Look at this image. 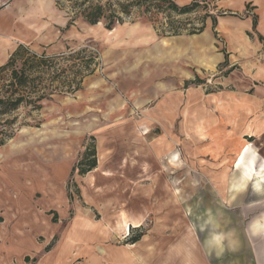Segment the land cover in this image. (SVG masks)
I'll list each match as a JSON object with an SVG mask.
<instances>
[{
    "label": "rangeland",
    "instance_id": "obj_1",
    "mask_svg": "<svg viewBox=\"0 0 264 264\" xmlns=\"http://www.w3.org/2000/svg\"><path fill=\"white\" fill-rule=\"evenodd\" d=\"M223 1L198 0L192 14L170 18L133 10L110 30L103 22L91 26L81 18L68 25L74 15L70 0L21 2L22 17L32 10L38 19L37 37L24 40L25 56L35 53L49 62L32 72L35 80L25 102L1 117L16 120L11 137L0 146L1 229L7 224L3 215H19V226L34 231L33 241L41 244L44 221L61 227L82 220L109 230L123 211L141 217V225L114 233L118 238L109 236L110 242L136 239L132 251L145 255L146 241L150 251L159 248L151 255L153 264L166 259V264H264V230L250 228L264 218V184L251 180L237 192L232 186L242 174L232 165L243 144L248 142L256 156L257 172L264 162V39L261 46L252 39L232 45L210 18L202 32L188 33L200 27L205 14L216 22L221 17L256 22L250 3L230 13ZM167 22L185 30L172 35ZM91 54L94 70L75 88L72 74ZM3 84L0 80V91ZM238 91L260 97L256 115L263 129L256 137H242L238 124L240 130L223 141V152L217 154L209 135L222 116L227 118L228 100L216 101L215 111L210 100L188 97ZM163 94L170 100H158ZM40 95L45 97L35 108L31 102ZM246 104L255 112L252 103ZM195 124L205 136L195 132ZM8 133L0 131V140ZM91 146L96 167L80 174L74 167ZM103 170L113 176L102 175ZM92 171L91 186L85 179ZM13 182L20 193L14 205L3 199L13 192ZM213 233L227 237L222 252L207 243ZM0 264H37V257L28 246L5 255L0 239Z\"/></svg>",
    "mask_w": 264,
    "mask_h": 264
},
{
    "label": "crops",
    "instance_id": "obj_2",
    "mask_svg": "<svg viewBox=\"0 0 264 264\" xmlns=\"http://www.w3.org/2000/svg\"><path fill=\"white\" fill-rule=\"evenodd\" d=\"M24 1L29 3L30 0H0V66L6 63L9 55L19 44L23 45L25 43L24 40H31L37 37V14L35 11L28 10L27 15L22 17L21 2ZM173 1L178 6H184L190 4L193 0ZM51 2L53 4V0ZM222 3L225 5H223L225 8L230 10V13H239L245 8V5L251 4L256 17V25L254 27L252 20L249 18L240 21L235 17H221L218 18L216 23L217 26H222L223 33L227 34L232 45H235L238 40H243V44H246V41L249 42L252 39L255 43H258V46H261L258 35L264 37V0H224ZM251 32L255 34L254 38L252 37L253 35H248ZM197 93L192 92L188 100H210L216 104L215 111L218 109L216 101L228 100L227 118H223L222 116L216 124V127L220 129H214L215 133L209 135L210 144H212V141H215V145L212 144L215 147V152L222 146L225 139L231 138L237 130H240L238 124H242V130L239 131L242 137H256L262 131L263 128H261L259 121H257L258 117L256 115V110L260 107V97L258 95H251L246 91H238L233 94H224L222 96L211 95L202 98L200 93ZM163 97L164 94L159 95L158 100H170ZM248 102L256 107L255 112L247 106L246 103ZM223 120L225 121L224 123H222ZM215 123L216 120L213 119L212 124L214 125ZM225 124H228L226 127L228 129H225ZM196 126L199 128L197 132L195 130ZM193 129L196 133L205 136V133L201 132V127L198 124H195ZM221 149L223 148L221 147ZM238 179L239 177H237L233 185L238 182ZM13 185L12 193L3 194V199L12 205L20 201V193L16 194L15 191L19 186H17L16 182H13ZM244 190L245 188L235 191ZM11 216L3 215V222L7 224L3 225L2 229L0 226L1 248L5 251V255L12 256L21 253L22 249L28 246L30 247V253L36 255L37 264H78V261L81 264H153L151 255L153 251L157 253L159 251L157 247H153V251H150V248L145 246L146 241H143L142 246L146 250V254L139 255L132 251L137 247L138 243L129 241V243L117 245L110 242V237L118 238L114 233L120 235L126 233H119L113 226L111 227L112 229L108 226L109 230H107L104 226L85 224L82 220L76 224L61 227L44 221L45 226L41 227L40 231H43L42 233L45 235V243L40 244L33 241L32 233L34 231L23 230L19 226V215L14 214ZM55 236L57 240H55L51 247H46ZM161 256L164 259L166 255L165 253H161ZM170 257L175 259L174 256ZM170 257L167 258L170 259ZM145 260L148 263H145ZM166 260L162 264H166Z\"/></svg>",
    "mask_w": 264,
    "mask_h": 264
},
{
    "label": "trees",
    "instance_id": "obj_3",
    "mask_svg": "<svg viewBox=\"0 0 264 264\" xmlns=\"http://www.w3.org/2000/svg\"><path fill=\"white\" fill-rule=\"evenodd\" d=\"M72 2L71 10L73 16H69L68 25L73 23L74 19L81 18L82 21L89 25H98L103 22L105 28L110 30L116 24H122L124 18L131 15L133 10H137L142 15H151L154 17L158 13H164L166 17L171 15H189L192 14L198 7V0H193L190 4L178 6L173 0H70ZM151 17V18H152ZM168 18V19H169ZM212 20V25L216 23L215 17L210 14H205L201 19L199 28H192L189 34L200 33L205 28L206 19ZM256 22H253V27ZM166 26L172 35L182 33L184 28H177L175 24L167 22ZM162 33H166L164 28ZM249 36L251 34L248 33ZM259 40L264 38L258 35ZM28 51L26 46L19 44L16 49L10 54L7 62L0 66V80L4 81L3 90L0 91V125L5 124V130H8V135L0 140V146L3 145L7 139L11 137L13 126L15 125V118L11 120H3L2 116L13 114L24 102L25 97H29L31 92L28 91V85L34 83L35 78L31 77L34 70H39L41 67L48 64L46 56H38L32 53L30 57H26L25 53ZM84 50L74 53L79 55ZM77 64L76 70L73 72V82L75 88H78L83 77L93 72L92 65L95 63V56L92 54L86 57L85 60H80ZM9 71V76L5 78L4 74ZM6 75V74H5ZM45 96L40 95L36 100L32 101L33 105L38 107L36 103L42 100ZM96 152L94 146L88 147L84 153V157L80 160L74 168L79 169L80 174H86L96 167ZM73 168V169H74ZM133 242L136 239L132 240Z\"/></svg>",
    "mask_w": 264,
    "mask_h": 264
},
{
    "label": "bare ground",
    "instance_id": "obj_4",
    "mask_svg": "<svg viewBox=\"0 0 264 264\" xmlns=\"http://www.w3.org/2000/svg\"><path fill=\"white\" fill-rule=\"evenodd\" d=\"M195 130L197 132V130H199V128L196 126ZM214 142L215 141H212V144H214ZM222 152H223V150L221 149V147H219V149H217V151H216L217 154H220ZM101 159H102V156H100L98 160H101ZM232 167L236 168L237 170H239V169L241 170L242 174L239 177L237 183L242 182L244 184L243 188H246L248 183L251 180H256L257 184H259V183L264 184V182H262V179L264 181V162L259 164V166H258L259 171L257 172V170H256L257 169L256 156L254 155L253 151L249 147L248 142L243 144L242 147L240 148V150L238 151ZM101 174L102 175L106 174L107 177L113 176L112 173L105 172V171H101ZM85 181H86V183H88L92 186L93 181H94L93 171L90 172L89 174H87ZM141 222H142L141 217L137 216L135 218H131L125 212L121 211L119 214V219L114 222V228L118 232L124 233V232H128L131 226L132 227H139L141 225ZM182 242L179 246H181L183 244ZM190 242L193 243L192 237H190V241H188V243H190ZM175 247L177 248V244L175 245ZM186 264H187V261H186Z\"/></svg>",
    "mask_w": 264,
    "mask_h": 264
},
{
    "label": "clouds",
    "instance_id": "obj_5",
    "mask_svg": "<svg viewBox=\"0 0 264 264\" xmlns=\"http://www.w3.org/2000/svg\"><path fill=\"white\" fill-rule=\"evenodd\" d=\"M176 158H174L173 162L175 161ZM233 187L236 190H240L244 187V184L242 182L240 183H236L233 185ZM211 221H209L210 223ZM250 228L252 229V231L258 232L261 230H264V218L262 219H258L256 221H254L251 225ZM227 239L226 235L223 233H213L211 235V239H209L207 241V243L209 244L210 247H214L220 250V252L223 251V246H224V242Z\"/></svg>",
    "mask_w": 264,
    "mask_h": 264
}]
</instances>
